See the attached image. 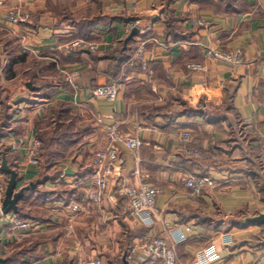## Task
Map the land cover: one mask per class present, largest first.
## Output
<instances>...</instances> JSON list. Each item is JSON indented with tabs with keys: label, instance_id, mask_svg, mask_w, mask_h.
Masks as SVG:
<instances>
[{
	"label": "crops",
	"instance_id": "0c3cea01",
	"mask_svg": "<svg viewBox=\"0 0 264 264\" xmlns=\"http://www.w3.org/2000/svg\"><path fill=\"white\" fill-rule=\"evenodd\" d=\"M5 2L0 147L6 153H0V180L7 188L5 159L17 172V190L29 186L17 211L4 214L0 204V256L8 258L6 264L96 259L128 264L131 249L149 232L165 235L186 264H264V221L255 220L264 214V176L257 162L264 133V0H176L168 5L169 33L164 0ZM16 4L30 12L26 25L13 26L4 18ZM200 20L204 24L197 25ZM134 27L140 33L122 64H115ZM77 39L95 43L97 50L61 48ZM142 42L147 69L126 67ZM211 49L240 50L243 62L209 58ZM111 82L119 87L114 100L93 96L95 87ZM22 93L28 97L15 103ZM50 117L67 130L52 129L50 147L37 166L28 160L27 145L40 137ZM234 118L244 124L240 138L241 123L236 127ZM105 124L136 133L146 143L138 155L123 150L124 167L103 203L88 205L69 232L72 186L90 177L94 151L105 142ZM183 130L192 131L200 149L216 151L215 159L203 163L188 155L179 139ZM136 171L162 189L156 200L160 216L152 227L132 224L119 187L123 181L137 183ZM183 174H207L218 185L191 197ZM13 218L37 231L20 235L11 228Z\"/></svg>",
	"mask_w": 264,
	"mask_h": 264
},
{
	"label": "built area",
	"instance_id": "2783aa9c",
	"mask_svg": "<svg viewBox=\"0 0 264 264\" xmlns=\"http://www.w3.org/2000/svg\"><path fill=\"white\" fill-rule=\"evenodd\" d=\"M6 5L5 0H0V9ZM5 20L13 26L26 25L30 19V12L25 10L20 4L12 5L4 14ZM197 25L204 24L200 20ZM154 41H156L154 39ZM164 46L163 44L159 43ZM66 52H73L77 49L88 48L90 51H96L97 45L84 39H77L64 44L61 47ZM209 58L221 59L234 64L243 62V53L235 50L231 53L222 52L217 49H211L208 52ZM126 67H141L147 69L148 61L146 58V43L142 42L135 50L133 55L125 63ZM192 67H196L192 65ZM118 85L115 82L106 85L97 86L93 89L94 97L114 100L118 94ZM101 123V120H99ZM250 122V121H248ZM105 142L97 147L94 151L92 160V173L86 183H74L70 195V202L66 205L71 217H69V232L73 228V221L78 217L88 205H101L110 189L111 181L122 171L125 159L123 150H128L134 155H138L140 149L145 145V141L136 133H124L116 124L104 125ZM179 139L182 147L188 155L193 158H205L213 160L216 157V151L207 152L200 149L194 142L192 131L183 130ZM261 146L259 148L260 158L264 162V133L260 135ZM43 156V143L39 138H35L27 145V157L30 162L39 166ZM139 181L129 184L126 182L119 183L120 190L126 196L129 210V216L134 226L152 227L155 224L160 213L156 206V200L162 189L147 183L144 177ZM183 185L189 190L191 197H200L205 189H214L218 182L210 175L198 176L194 174H183L181 176ZM5 185L0 180V204L4 199ZM53 198H46L51 202ZM63 205V204H61ZM59 207V206H58ZM1 209V208H0ZM11 228L19 233H34L37 227L28 221L13 218L10 220ZM21 235V233H20ZM128 264H186L181 261L175 246L165 235H153L150 232L144 235L138 245L131 249L127 256ZM89 264H102L100 259L90 262ZM189 264H201L193 261Z\"/></svg>",
	"mask_w": 264,
	"mask_h": 264
},
{
	"label": "water",
	"instance_id": "95a60500",
	"mask_svg": "<svg viewBox=\"0 0 264 264\" xmlns=\"http://www.w3.org/2000/svg\"><path fill=\"white\" fill-rule=\"evenodd\" d=\"M139 33H140V28L134 27L132 31L130 32V34L128 35V37L125 39V44H127L130 40H132ZM30 89L33 90L34 87H30ZM27 97H28L27 93H22L14 99V102L18 104L22 102L24 99H26ZM1 168L4 172L10 174V178H9L6 192H5V197L2 203V212L4 214H7L11 211L18 210V202L24 196L25 190L29 189V186L22 187L19 190H17V185H18L17 172L7 165V161L5 159L3 160ZM262 187L264 189V178H263ZM255 220L264 221V214L255 217ZM7 262H8V258L0 256V264H6Z\"/></svg>",
	"mask_w": 264,
	"mask_h": 264
},
{
	"label": "trees",
	"instance_id": "16d2710c",
	"mask_svg": "<svg viewBox=\"0 0 264 264\" xmlns=\"http://www.w3.org/2000/svg\"><path fill=\"white\" fill-rule=\"evenodd\" d=\"M164 1H166V4H167V7H166V9H165V12L167 13L166 15H167V20H166V22H167V26H168V33L170 32V30L172 29L171 27L173 26L172 24V21H173V19L172 18H170L171 17V15H170V13H169V8H168V5L169 4H171V3H173L174 1H176V0H164ZM134 41L133 40H130L128 43H127V45H126V47H127V49L126 50H118V52H117V54H115V64L116 63H121L122 64V62L124 61V55L125 54H127V52L129 51V48L130 47H132L131 45H132V43H133ZM126 52V53H125ZM110 82V81H109ZM231 107H229V105H226V108L225 109H228V111L230 110L231 111V109H230ZM234 122H235V125H236V127L239 125V123H241V125L239 126V129H238V127H237V130H236V133L238 134V136H239V138H240V134L242 135V132L240 131V127H243L244 126V124H242L243 122L242 121H240L239 122V119H236V121H235V118H234ZM243 137V136H242ZM0 153H2V154H4V153H6V150L5 149H3L2 147H0ZM258 166H259V171L263 174V176H264V162L261 160V158H260V152L258 153ZM194 160H200L201 162H206L205 160H201V159H195L194 158ZM196 175H198V176H204V175H207V174H196ZM5 182V184H6V181H4ZM205 217V219L207 218V220H208V217H206V216H204Z\"/></svg>",
	"mask_w": 264,
	"mask_h": 264
},
{
	"label": "rangeland",
	"instance_id": "374dc122",
	"mask_svg": "<svg viewBox=\"0 0 264 264\" xmlns=\"http://www.w3.org/2000/svg\"><path fill=\"white\" fill-rule=\"evenodd\" d=\"M2 9V8H1ZM0 9V12H1ZM7 12V10L5 11V13ZM4 13V14H5ZM21 26V25H20ZM157 44H159L160 42L158 40L153 41ZM94 52V51H93ZM117 84V82H116ZM96 123V122H95ZM57 129L59 131V133H62L63 131H66L67 128L65 125H62L60 122H56V123H52V118H48L47 121L45 122V126L43 127V130L40 134L39 139L42 141L43 143V153H45L46 151H48L49 147H50V137L52 135V129ZM51 149V148H50ZM203 159V158H200ZM205 159V158H204Z\"/></svg>",
	"mask_w": 264,
	"mask_h": 264
}]
</instances>
